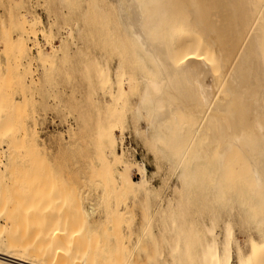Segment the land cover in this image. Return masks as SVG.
Segmentation results:
<instances>
[{
    "label": "rangeland",
    "instance_id": "obj_1",
    "mask_svg": "<svg viewBox=\"0 0 264 264\" xmlns=\"http://www.w3.org/2000/svg\"><path fill=\"white\" fill-rule=\"evenodd\" d=\"M117 6L115 0H0V95L3 96L0 100H4H1L2 105L0 103V119L4 118V114L5 117L9 115V125H15V134L11 126L7 128L11 131H6L12 135L8 136L12 137L13 143L16 142L13 144L11 139L2 140L7 134L0 131V152L11 150L13 160L10 163L12 170L7 172L9 176L5 178L9 181L3 180L1 183L5 186L6 182L13 189L0 186V193H6L1 197H7L9 205L18 199L24 208L30 202L35 204L37 201L32 208L28 205L29 210L23 208L28 214L23 211L20 215L15 214L20 219L18 216H30L29 211L34 206H41V198L46 199L45 195L49 203L54 202L53 205L62 203L59 209L64 208L63 214H66L62 215V219L68 225V230L64 229L67 233L63 234V238L59 237V243H66L61 239L68 238L69 231L72 233V236L69 235L72 240L66 239L68 245L72 243L69 245L71 252L67 250L70 253L68 260L73 259L70 256H74L71 253L76 246L78 249L75 251L79 253L76 259L80 262L84 258V261L91 260L95 264H204L212 241H218L215 246L218 251H223L227 222H230L233 235L238 237L247 251V233L257 232L250 219L248 205L245 201L240 202L237 189L243 186L234 175L230 176V181L226 179L228 183H220L222 186L226 184L223 188L225 195L215 196L212 189L218 187L219 175L214 160L205 167L193 163L195 166L189 168L195 172V177L182 180L179 178L182 170H175L171 154H164L160 141L154 139L149 127L151 117L146 111H140L144 93L143 74L132 55L131 43L120 23ZM34 29L36 34L33 35L31 32ZM4 120L8 123L6 118ZM186 122L192 123L191 120ZM2 125L6 127V123ZM196 141L190 146V157H195L202 150L206 139L203 136ZM112 151L118 155L116 157L124 155L127 161L144 166L153 194H133L132 191L127 192L128 189L125 191L124 187L120 189L116 169L119 161L117 158L116 167H113L115 156ZM7 159L2 155L0 162L7 165ZM139 169L134 165L131 172L135 181L142 178ZM230 171L232 174L236 172L234 169ZM28 174L31 175L26 179ZM112 178L117 184H111ZM20 181L25 182L22 185ZM14 183L17 185L15 190L12 187ZM18 190L22 192L23 199L24 195L34 198L39 193L43 197L40 196V202L39 197L32 198L33 202L30 197L27 204L26 199H22V202L19 198L21 193ZM6 191H10L9 195ZM17 192L20 194L17 195ZM14 196L18 197L15 199ZM14 203L15 212L19 211L21 206L17 209L19 206L16 205L19 204ZM13 205L12 208L9 206L11 213L14 211ZM69 211L72 212L69 214ZM37 216L38 213L34 220L32 215L30 217L33 222L37 219L36 224L29 222V219L23 221L27 226L19 222L27 230H30L31 223L33 231L24 232L26 229L22 230V225H16L15 231L19 227L22 234L29 232L31 236H27L30 240L38 237L37 232L45 227L44 230L50 231L47 228L53 226H48L45 220L42 223L45 227L42 228ZM73 219L78 225L71 221ZM61 223L59 228L62 229L64 224L62 227ZM14 229L12 234L15 235ZM19 231L16 235L21 234ZM74 231L76 234H73ZM21 235L19 237L22 239ZM48 235L46 233L41 237L44 240ZM27 236L24 238L27 239ZM47 240L45 242L48 244L43 242L49 247ZM232 241L233 264H237V247ZM54 242H51L52 250L56 240ZM68 245L64 247L68 248ZM78 246L86 249L85 253ZM67 252L61 253L66 256Z\"/></svg>",
    "mask_w": 264,
    "mask_h": 264
},
{
    "label": "bare ground",
    "instance_id": "obj_2",
    "mask_svg": "<svg viewBox=\"0 0 264 264\" xmlns=\"http://www.w3.org/2000/svg\"><path fill=\"white\" fill-rule=\"evenodd\" d=\"M115 1L118 4L117 7L121 20L120 23L122 27H124L125 33L127 34L131 43L130 45L133 51L132 55H134V59H136L135 62H137L141 68L139 69L143 74L142 81L144 84V93L142 94L143 96H141L142 100L140 102L142 109L140 111H146L148 116L151 117V125L149 126L150 131L152 132L154 139L156 141H160L159 144L161 143V146L163 147L162 152H164L166 155L171 154V158L174 160L171 158L170 159L172 162L174 161L173 163L175 165V170H182L181 176L179 178L187 181L192 177H195V172L189 168L191 165L195 166L198 164V166H204L205 164L208 165V163L210 165V163H212L214 160L215 162L213 164H216V167L218 168L217 175H219V177L217 181L219 183L217 184L218 187H213V195H225L226 191L223 188L226 184L222 186L221 181L224 183L227 182L226 179L230 181L229 178L231 175H234L235 179H237V181L243 186H237L240 188V190L236 188L238 190L237 194L239 195V199L241 198L240 202L245 201L248 205L250 219L257 233H247L249 236L246 237L248 242V248L246 251L241 241H239L237 236L233 235L232 230L229 228L230 222H227V228L224 232L225 245L223 247V251L221 252L217 250L215 244L218 243V241H212V244H209L212 250L209 248L210 252H207L208 257L204 258L206 262L203 263L233 264V246L231 247V241L233 240L232 242H235L237 247L235 256L237 264H264V0ZM34 31L35 29L31 33H35ZM118 76L119 75L117 74L116 79H118ZM117 89H120L119 86ZM9 95L11 96V94ZM1 96L2 95H0V98ZM8 117L9 115L5 117L4 114L3 119L6 118L8 123L5 120L3 121V119H0V123H6V127L2 124V127L0 125V128L3 129H0V131H2L4 134L8 133L6 129L8 126H11L9 125L10 118ZM188 118L191 120V124L186 122L190 121L187 120ZM21 123L23 124V122ZM13 126L15 125L13 124ZM13 126L11 127L13 128ZM11 130L13 132L15 129L13 128ZM33 132H35V130H33ZM13 133L15 134V132ZM8 135L11 134L4 135V138L2 136V140H8L12 138ZM201 136H204L206 139V142L203 145L201 144L202 150L196 154L195 157H190V146L193 145L194 140L196 141V139H202ZM11 140L13 143V139ZM1 142L2 141L0 138V143ZM27 149H29V147ZM10 151L8 150L6 153L2 152L3 154L0 152L1 157L4 155L8 158L7 165L0 162V186L3 188L7 186L5 188L12 190L13 188H10V184L5 182V186L2 185L3 180L8 179H5L9 176L7 172L12 170L10 168V163L13 160H11L12 156ZM112 152L114 153V151ZM113 155L115 156L116 154L114 153ZM116 156L114 158V163L112 162V165L113 167H116V160L118 158L117 161H119V163L116 169H118L117 173L118 180L120 181L121 185L120 189L124 187L125 191L128 189L127 192L131 193L132 191L133 194H135L134 192L142 194H150L154 192L148 172L144 166L141 167V163H131L125 159L124 155L121 157ZM193 163L195 165H193ZM35 164L33 165L34 167ZM134 165H137L138 168L140 167L141 170H139L142 171V178L139 181H135L131 175ZM12 168L14 169V167ZM110 168L109 170L111 172L112 169ZM230 169H234L236 172L232 174ZM34 172L35 171H33V173ZM11 175L12 174L10 173V176ZM30 175L28 174V176H25L26 179ZM178 175L176 177H178ZM21 176L22 175H20V177ZM102 176L105 175L103 174ZM97 179L98 178H96V180ZM99 179L103 180L102 177ZM112 180L113 181H111V184L112 182L114 184V178H112ZM8 181L9 180H7V182ZM10 181L12 180L10 179ZM22 182L25 181H20L21 184ZM26 183H24V186L27 185L26 188H29L28 184ZM219 184L222 186L221 188ZM8 185L10 187H8ZM12 187H14V190L15 188L17 189V185H15V183L12 185ZM26 188H24V190ZM33 188L34 186L31 189L33 190ZM3 190L4 189L1 191ZM26 191L29 192L30 190L26 189ZM9 192H7V194ZM18 192L20 191L18 190ZM18 192L17 195L21 193L19 196V198H21L22 192L19 194ZM3 193L5 192L3 191L0 193V263L95 264L91 263V260V262L84 261V258L83 261L81 260L82 262L78 261L76 257H78L79 253L77 254L75 251L78 249L76 246H74L75 249L71 253H74V256H70L73 257V259L70 258L71 260H68V254L70 253H68L67 250H71V247L69 248L71 242L68 245L66 239H69V235L72 236V233H69V231L67 234L68 238H64V240L61 239V242L65 241L66 243L62 245L59 243V237L63 238V234H66L68 230V225L65 224L64 220L62 219L64 218L62 215L66 214H63L64 210L62 209L64 208L61 207V209H59L60 205L63 206L62 203L59 206H57V202L53 205L54 202L49 203L47 199L48 196L44 194L47 199V201H45L46 199H42L41 197H43V195H40V197L39 193L36 196L39 197L38 202H40V198L43 200L41 206L44 204V208H41L40 205H37L35 208L36 201L35 204L32 203L35 205L34 208L36 210L34 208L32 209L33 211L30 210V216L28 217L27 215L18 216L21 217L20 219L16 218L15 214L20 215L22 214V211L24 214H28L24 209L27 208V210H29V204L30 208L33 207L31 202L28 204L29 200H27L31 197V195H28L30 196L28 198L24 195V199H26V203L28 204L25 208L21 206L22 203H19L20 200H14V202L16 201L18 202L17 204H19L16 205L19 206L16 208L20 209L21 206L22 210L20 209L19 211L15 212V203L11 202V205L14 204L12 209L14 210V215H12L13 212L11 213L10 209L12 206L9 205L8 198L5 195L6 193L4 194L6 199L1 197V194ZM14 194L16 195V193ZM10 195L12 196L13 194L11 193ZM15 197L18 196H14V198ZM32 198L33 197H31L30 200H32ZM22 199L23 197L21 198V201L23 202L24 199ZM58 209L62 210V213L59 212ZM93 210L94 209H92V211ZM117 211L122 214L121 209H118ZM117 211H115V213ZM17 212L20 213L18 214ZM71 212L72 211H69V214ZM37 213V218L40 219L38 222L39 224L42 225V223H44L46 220L45 223L48 226H53L52 228H47V230L50 229V231H48V235V232L44 230L46 227L43 226L44 224L42 225V228L45 227L43 228L44 233L46 232L48 235L44 238V240L47 238L48 240H46L50 242V246L51 242L56 240V244H54L52 247L55 246L54 248L59 251L60 249L58 250V248L63 246L62 250L59 252H67L66 256L64 255L65 253L60 254L56 251V249L54 251V248L52 250L50 246L48 247L47 245H44L46 240L44 241L43 237L46 235V233L40 235L43 232L41 229L40 230L42 232H37L39 233L38 237H36L37 235L35 236L38 239L36 240V238H33L35 242L32 240V238L31 240L29 239L31 236L29 232L32 230L31 227H33L31 226V223L33 222L34 216L36 217ZM31 215L33 220L30 218ZM73 215L74 214H72V216ZM61 219L65 228L62 226L63 224L60 221ZM75 219L71 221L75 223ZM27 220L31 222L29 224L31 227L29 226L30 230L25 228L26 231L24 232L29 231L27 235L30 236L28 237L25 233L23 234H25L27 239L30 241L24 238L26 236L24 235L23 237V234L21 233L22 230H25L23 228V224L27 226V223H25ZM36 221L37 219L35 222ZM65 221L67 222L66 219ZM19 222H23V224H20ZM35 222H33V224H36ZM56 222L61 223L63 230L59 228L60 223L57 225ZM53 223H55V225H53ZM16 225H19V227L22 225V227H20L22 230L18 227V231L20 229L19 233L22 235L17 233L21 235L22 239L19 237V235H16V232H18L14 229L15 227L17 229ZM56 225L58 227H56ZM75 225H78L77 222ZM73 227L72 229H74ZM12 229H14L13 232H15V235L12 234ZM37 230H39V228H37ZM74 230H77V227ZM62 231L66 232L62 233ZM80 232L82 233L83 231L80 230ZM74 233L75 231L73 234ZM67 235H65V237ZM78 235L81 234L78 233ZM217 235H214V237ZM41 240L44 242H41ZM39 241L42 244L38 243ZM45 244H48V242H45ZM65 244L68 245V248L67 246L64 247ZM80 246H78L79 249L84 247ZM85 250L82 249L81 252L84 251L85 253ZM90 254V256L93 258L94 256H92V253ZM81 256H85V254ZM115 256H117V254ZM119 264H121V262Z\"/></svg>",
    "mask_w": 264,
    "mask_h": 264
}]
</instances>
